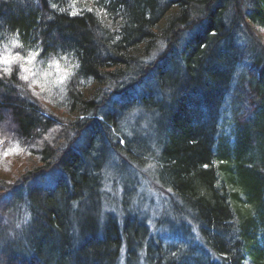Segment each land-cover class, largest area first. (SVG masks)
Returning <instances> with one entry per match:
<instances>
[{"label":"trees","instance_id":"trees-1","mask_svg":"<svg viewBox=\"0 0 264 264\" xmlns=\"http://www.w3.org/2000/svg\"><path fill=\"white\" fill-rule=\"evenodd\" d=\"M66 1L0 0V35L20 45L11 56L72 69L52 88L23 59L10 74L0 65V201L24 213L19 236L0 238V264H129L136 248L147 264H188L190 251L166 256L158 236L152 249L139 215L102 220L105 155L149 156L119 137L111 111L156 116L154 173L201 250L264 264V49L254 44L244 64L240 44L244 30H264V0H97L78 13Z\"/></svg>","mask_w":264,"mask_h":264},{"label":"rangeland","instance_id":"rangeland-1","mask_svg":"<svg viewBox=\"0 0 264 264\" xmlns=\"http://www.w3.org/2000/svg\"><path fill=\"white\" fill-rule=\"evenodd\" d=\"M96 1L97 0H68L65 3V10L70 13L88 11L91 9V5ZM243 29L244 27L242 30ZM243 32L247 33V35L245 34L246 36L243 38L241 37L242 40H240L242 47H245V64L248 55H250L249 48L253 47L254 44L259 46L257 48L261 50L264 49V30L251 26L250 31L244 30ZM15 39V36L10 37L5 33L0 35V55L11 56L10 51ZM30 53L33 52H29L26 57H28ZM54 62L43 68L33 66V63L31 65H26L24 61L23 65L31 69V71L26 73L33 80L34 84L37 86L43 84L46 87L54 88L60 85L72 71L70 62L67 59L60 61L56 60ZM238 72L242 73L243 70L239 69ZM234 85H236L235 81ZM229 99L226 101L227 103L225 106L227 117L229 116V111L231 112L230 102L232 100ZM111 112L114 114V122L118 125V129L120 130L118 131L120 133L119 137H126L128 143L131 145L132 143L140 144L142 147L141 149L149 153V156H144L141 157V160L135 159L131 162L124 156H118L111 150L105 155L102 165V176L104 181L101 192L102 220H104L106 216L122 219L123 217H133L137 214V216L139 215L143 220L148 237L149 235L150 238L155 237L150 244L152 249H154V243L158 241L156 237L158 236L160 239L159 244L166 256L169 254L175 255L177 253H181L182 255L184 251H190L193 255L190 258L184 255L179 258H182V261L188 264H219L218 258H215L207 250H205L207 252L206 254L200 248L201 243H196L195 240H192L188 233L189 222L182 219L183 215L180 214L181 217H179V214H177V216L171 212V205L168 201L169 193L166 189L162 188L157 181L156 174L154 173L155 159H151L152 156H156L154 155L155 148L157 142L160 140L155 122L156 116L151 117L142 111H132L122 115H117L114 111ZM226 129H229V127ZM134 135H137V137H134ZM143 143L144 146H142ZM123 144L124 140L120 139V145ZM105 146L108 147L106 143ZM18 160H20V155L18 156L16 151L8 154L5 159L6 163H8L7 165H11L15 172L20 168V166H18L20 164ZM1 172L4 173L3 171ZM8 202H10L8 196H4L0 201V225L4 228L5 233L0 237L2 240L9 237L17 238L21 226L23 225L21 223L23 220L22 214H24L22 213V207L19 208V211L16 209L14 211H7L5 206H7ZM75 217L76 215L70 213L69 222L72 221V225H70L74 231H77ZM179 222L184 223V226L180 230H178V227L181 223L177 224ZM167 223L177 227V232L174 233L170 231V233L167 227H165ZM19 224L22 225L19 226ZM184 233L189 236L186 240H190L193 250H190L191 245L189 243L184 242L185 244H183L179 242L185 241L181 239ZM0 244L2 245L1 242ZM142 250V252L137 248L134 250L135 256L133 260L129 261V264H147L144 259V249ZM152 256L157 258L154 254H152ZM122 259L121 264H123Z\"/></svg>","mask_w":264,"mask_h":264},{"label":"snow or ice","instance_id":"snow-or-ice-1","mask_svg":"<svg viewBox=\"0 0 264 264\" xmlns=\"http://www.w3.org/2000/svg\"><path fill=\"white\" fill-rule=\"evenodd\" d=\"M13 45L16 46V47L20 46L18 44V42L15 41V40L13 41ZM37 55H38V53H35V52L30 53L28 57H20L18 54L15 55V56L0 55V65L4 66L2 70L6 74H10V72H11L10 65L13 62H15L16 60H19V59H23L26 65H31L34 62V60H35ZM21 70L24 71V72L31 71L30 68H26V67H24V65H21ZM21 78L27 80V76H22Z\"/></svg>","mask_w":264,"mask_h":264}]
</instances>
